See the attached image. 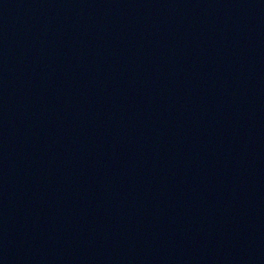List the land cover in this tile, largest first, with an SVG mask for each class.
I'll use <instances>...</instances> for the list:
<instances>
[{
  "label": "water",
  "instance_id": "95a60500",
  "mask_svg": "<svg viewBox=\"0 0 264 264\" xmlns=\"http://www.w3.org/2000/svg\"><path fill=\"white\" fill-rule=\"evenodd\" d=\"M0 264H264V0H0Z\"/></svg>",
  "mask_w": 264,
  "mask_h": 264
}]
</instances>
